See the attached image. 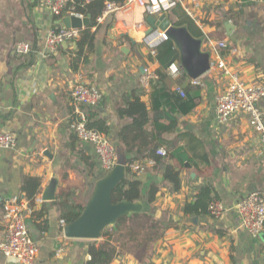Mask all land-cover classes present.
I'll list each match as a JSON object with an SVG mask.
<instances>
[{
	"label": "crops",
	"instance_id": "0c3cea01",
	"mask_svg": "<svg viewBox=\"0 0 264 264\" xmlns=\"http://www.w3.org/2000/svg\"><path fill=\"white\" fill-rule=\"evenodd\" d=\"M194 9L211 61L216 57L214 47L207 45L205 37L226 41L220 53L227 70L211 67L198 78L199 85H192L182 72L173 76L168 68L164 70L168 89H189L197 98L196 107L177 118L181 129L202 140L207 162L189 164L181 171L178 192L160 188L155 216L169 213L179 219L186 200H192L193 189L205 182L214 188L225 212L219 218L209 214L183 217L157 241L148 264H264V229L250 235L241 227L236 212L237 203L250 191L264 192V151L245 113L237 112L225 123L216 120L217 96L233 75L247 83L264 80V0H200ZM65 15H52L39 0H0V132H9L15 139L12 147L0 148V204L15 196L25 198L24 178L40 179V200L30 201L26 218L38 245L35 264H85L89 259V240L64 236L53 203L65 191L72 200L85 205L94 182L106 173L90 143L71 140L69 121L76 108L71 97L74 83L80 79L100 89L98 105L83 108L87 117L91 108L105 121L117 159L125 158L117 134L130 119L120 118L118 108L131 92L149 106L152 80L145 87L141 76L145 67L155 72L159 69L143 41L149 14L142 7L132 6L102 21L96 18L95 24L85 27L93 35L91 49L85 43L80 50L77 41H65L49 49L45 37L50 29L63 27ZM226 21L232 25L229 32L224 27ZM22 41L31 45L26 54L17 52ZM157 79L158 74L153 81ZM260 105L264 108V102ZM151 173L140 174L144 193L153 178L161 181L159 175ZM53 176L58 178L56 198L43 200L42 190ZM41 208L46 212L40 218H46V229L38 228L32 220L33 212ZM1 213L0 208V240L4 237ZM0 264L18 263L0 250ZM111 264L142 263L126 254Z\"/></svg>",
	"mask_w": 264,
	"mask_h": 264
},
{
	"label": "trees",
	"instance_id": "16d2710c",
	"mask_svg": "<svg viewBox=\"0 0 264 264\" xmlns=\"http://www.w3.org/2000/svg\"><path fill=\"white\" fill-rule=\"evenodd\" d=\"M106 0H74L69 2L62 14L70 12L82 15H90V25L96 22L101 14ZM122 3L124 0H114ZM248 1V0H243ZM169 20L176 25L185 24L189 31L195 36L203 35L194 20L190 18L183 9L176 5L165 13ZM88 49L93 46V35L90 29L81 30V37L77 40V46L82 50L84 44ZM155 58L159 64L156 70L158 79L151 81L152 91L150 94V105L147 106L138 94L131 92L124 96V105L118 108L120 118H129L130 121L122 126L117 134L125 158L120 156L125 164V176L119 185L112 191L111 201H141L142 209L131 212L117 219L114 225L106 227L102 231L101 240H89L87 242V253L89 259L85 264H111L117 257L126 254L133 255L140 263L148 264L153 257L156 243L161 239L168 228L176 227L177 223L185 216L208 214V204L212 199H219L214 188L208 183L197 185L192 192V200H186L181 216L175 220L169 213L160 217L155 216L156 197L162 186H166L170 192H178L181 189V171L186 168L185 164L195 166L197 163H206L207 154L201 139L193 133L183 130L179 126L178 116L190 113L197 105V98L189 89L179 91L168 89L165 85V69L170 64L179 63L178 52L169 40L161 41L155 47ZM181 68V67H180ZM181 72L185 75L183 69ZM87 126L102 133L108 134V126L105 121L96 116L91 108L88 109ZM70 122V121H69ZM71 140L77 138L72 128ZM163 147L165 155H158L157 149ZM150 158L154 165L148 167L144 172L150 170L152 176L159 175L161 181L152 179L147 184L144 193L143 181L140 175L134 174L129 163L136 160ZM40 179L37 177H26L22 184L25 198L32 201L38 194ZM145 194V195H144ZM59 211V216L64 223L76 219L81 213L84 204L70 198L68 192L61 191L53 202ZM45 209L33 212L32 220L40 229H46L44 216Z\"/></svg>",
	"mask_w": 264,
	"mask_h": 264
},
{
	"label": "built area",
	"instance_id": "2783aa9c",
	"mask_svg": "<svg viewBox=\"0 0 264 264\" xmlns=\"http://www.w3.org/2000/svg\"><path fill=\"white\" fill-rule=\"evenodd\" d=\"M74 0H39V5L47 9L52 15L60 17L64 8L69 2ZM90 2L91 0H85ZM200 0H124L122 3L114 0L104 1L101 14L97 17L102 21L104 17L126 10L132 6H140L147 14L159 16L168 12L171 8L179 5L183 11L198 23L194 7H198ZM69 14L83 17L84 15L70 12ZM81 30L78 28H52L46 35V45L53 49L58 44L65 41H77L80 38ZM156 35L157 38H153ZM164 33H152L144 36L143 41L148 44L150 54L155 57V47L158 42L166 40ZM207 45L214 47L215 59L211 61V67L224 70L226 64L221 56L220 50L226 46V41H213L206 38ZM31 50L28 42L22 41L17 45L19 54H26ZM169 73L177 76L181 72L178 64L172 63L168 67ZM154 70L145 67L141 76L142 84L147 87L151 80L156 79ZM192 85H199V79H190ZM180 94L183 90L177 87ZM72 102L75 105V112L70 120V127L80 141L90 143L97 155L100 167L103 172H107L117 162L116 149L113 142L105 134L87 126V112L83 107H94L98 105L102 98L100 89L87 84L78 79L71 89ZM264 102V80L247 83L239 77L233 75L227 83L226 88L216 99V120L218 123H225L237 112L245 113L249 118V123L258 133L262 151H264V108L260 105ZM14 136L9 132H0V148L8 149L14 145ZM158 155H165L163 147L157 149ZM154 165V160L150 158L136 160L129 163L130 170L136 174H142L148 167ZM40 200L37 194L33 200ZM30 200L19 196L11 197L0 204L2 221L4 224V237L0 240V250L11 257L18 264H35L38 254V245L32 238L27 226V213L30 211ZM225 212V205L220 199H212L208 204V214L213 218L221 217ZM236 212L240 219V225L250 235L256 236L264 229V192L260 190L250 191L236 205ZM63 227L64 221L60 220Z\"/></svg>",
	"mask_w": 264,
	"mask_h": 264
},
{
	"label": "water",
	"instance_id": "95a60500",
	"mask_svg": "<svg viewBox=\"0 0 264 264\" xmlns=\"http://www.w3.org/2000/svg\"><path fill=\"white\" fill-rule=\"evenodd\" d=\"M90 15L78 17L67 14L62 17L64 28L83 29L90 26ZM148 29L146 35L162 32L169 39L178 52L179 66L190 79H197L208 72L211 68V52L204 49V36L195 37L185 24H173L164 13L159 16L149 14L146 17ZM225 29L229 32L232 25L224 23ZM121 35H125L124 32ZM160 42H158L159 44ZM143 70V67L140 68ZM185 166H189L188 163ZM126 173L125 164L118 160L109 171L98 178L92 187L90 195L79 216L71 222L65 223L62 232L65 237L97 240L101 238L102 231L114 225L122 216L142 209L141 201H111L112 191L119 185ZM58 188V178L53 176L43 188L41 196L43 200H54ZM196 220V217H194Z\"/></svg>",
	"mask_w": 264,
	"mask_h": 264
},
{
	"label": "rangeland",
	"instance_id": "374dc122",
	"mask_svg": "<svg viewBox=\"0 0 264 264\" xmlns=\"http://www.w3.org/2000/svg\"><path fill=\"white\" fill-rule=\"evenodd\" d=\"M101 239V238H100Z\"/></svg>",
	"mask_w": 264,
	"mask_h": 264
}]
</instances>
